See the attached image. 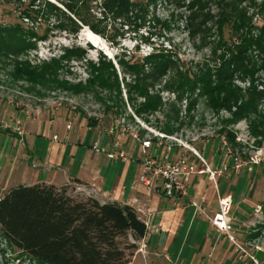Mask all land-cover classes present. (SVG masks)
<instances>
[{
  "label": "rangeland",
  "instance_id": "rangeland-1",
  "mask_svg": "<svg viewBox=\"0 0 264 264\" xmlns=\"http://www.w3.org/2000/svg\"><path fill=\"white\" fill-rule=\"evenodd\" d=\"M131 1L135 5L128 9V21L124 17L103 16L104 0L91 1V20L103 31L101 34L85 25L81 30L72 31L69 18L78 24L79 21L64 5L71 0H0V24L22 23L26 28H36L45 38L37 41L36 49L10 56L6 65L0 67V109L8 103L14 105L17 111L34 115L42 111L53 114L65 108L130 135L136 134L140 141L133 138L139 144L151 140L154 152L162 161L160 164H165L164 159L168 156L175 163L185 159L198 171L209 172L211 169L217 174L210 165L211 159L204 156L200 148L217 151L218 157H221V166L218 167L223 176L225 172L232 171L233 175L236 174L233 179L245 184L243 188L247 196L239 203L246 209L242 211L233 196L222 197L231 198L228 217L231 230L229 233L219 231L210 220L212 216L209 217L217 237L215 244L221 246L218 249L220 255L206 262L201 260L199 264H264V97L257 114L249 113L240 119L237 114L242 100L236 101V97L230 108L217 107L214 100L218 95L207 96L199 90L184 93L175 90L179 81L174 74L178 70L194 76L195 73L202 75L201 71L209 68L215 71L219 67L218 56L222 50L219 49L215 55L218 42L223 40L230 45L239 44L229 23H224V16L232 10L234 13L241 12L251 22V36H260L264 27V0H155L151 3L144 0L139 4L136 0ZM48 3L62 12L53 10ZM31 5L48 11L49 16L29 19L22 15V10ZM86 30L98 38V45L89 40ZM222 30L224 37L221 36ZM77 48L82 50V58L71 61L61 72V78L71 84L85 83L90 78L91 63L111 61L119 74L125 102V109L117 120L100 102V99L109 96L107 91L96 89L98 98L94 91L75 93L62 89L43 91L44 95L39 96L27 90L29 83L14 81L11 76L15 62L37 65L58 59L67 50ZM162 50L177 53V58L173 59L176 63L173 69H176L158 81H147L148 94L160 97L161 106L153 114L138 116L135 110L146 98L133 91L136 93L132 95L136 104L130 103L123 79L131 84L138 75L151 74L154 69L149 58ZM247 56L253 66V75L235 73L232 85L245 95L249 89L264 93V51L251 46ZM120 62H137L144 71L137 75L124 74ZM14 101L18 104H13ZM107 104L113 105L110 101ZM169 124L174 129L170 135L162 131ZM195 152L202 156L205 163ZM233 191L240 193L236 189ZM69 194L78 200L86 199L71 189ZM244 212L245 216L239 215ZM138 247L130 264H182L177 259L173 261L170 257L158 255L144 240L139 242ZM0 264L36 263L23 256L0 234Z\"/></svg>",
  "mask_w": 264,
  "mask_h": 264
},
{
  "label": "trees",
  "instance_id": "trees-1",
  "mask_svg": "<svg viewBox=\"0 0 264 264\" xmlns=\"http://www.w3.org/2000/svg\"><path fill=\"white\" fill-rule=\"evenodd\" d=\"M91 1L71 0L70 3L64 4L79 21L78 24L69 18L72 31L81 30L85 25L103 34L91 20ZM142 1L144 0H136V3ZM154 1L149 0L148 3ZM133 3H130V0H104L103 16L124 17L128 21V9L135 5ZM48 4L53 10L61 11L52 3ZM32 6L23 9L22 15L29 19L49 16L48 11ZM140 8L143 9L144 6L141 4ZM226 22L229 23L234 37L239 39V44L230 45L223 40L218 42L215 55L219 49L222 53L218 56L219 67L215 71L209 68L207 71H201L202 75L195 73V76L189 72H174L179 81L175 90L181 93L199 90L207 96L218 95L214 100L217 107L230 108V103L237 97L236 101L242 100L237 117L242 119L246 114H257L264 93L249 89L245 95L232 85V80L235 73L253 75V66L247 55L251 46H256L260 52L264 51V27L260 36H251V22L241 12L234 13L233 10L224 16V23ZM43 37L36 28H26L22 23L0 24V67L6 65L10 56L36 49L37 41L45 39ZM81 55L82 50L77 48L67 50L65 55L58 59L43 61L37 65L15 62L11 76L14 81L29 83L30 88L27 90L39 96L44 95L43 91L62 89L75 93L94 91L98 98L96 89L107 91L109 96L100 99V102L117 120L125 109V102L122 99L119 74L111 61L100 60L98 64L91 63L90 78L85 83L71 84L61 78V72L67 65L82 58ZM174 58H177L175 51L162 50L149 58L154 69L151 74L138 75L131 84H127L123 79L125 87L128 88L130 103L136 104V99L132 96L136 93L133 91L146 98L135 110L138 116L150 115L159 110L161 99L148 94L147 81H158L176 69H173L176 66ZM120 63L124 74L137 75L144 71L143 66L137 62ZM109 101L113 105L107 104ZM13 104L18 103L14 101ZM88 120L91 126L98 123L90 118ZM162 131L170 135L174 129L169 124ZM69 192V187L58 188L52 185L20 186L12 189L0 201L1 236L36 264H130L139 248V242L144 240L148 231L136 209L117 203L101 204L94 198L78 200Z\"/></svg>",
  "mask_w": 264,
  "mask_h": 264
},
{
  "label": "crops",
  "instance_id": "crops-1",
  "mask_svg": "<svg viewBox=\"0 0 264 264\" xmlns=\"http://www.w3.org/2000/svg\"><path fill=\"white\" fill-rule=\"evenodd\" d=\"M7 104L0 109V196L20 186L69 187L101 204L135 208L147 225L144 241L158 255L182 264H199L220 255L209 217L218 211L219 198L228 195L244 211L239 201L247 194L245 184L233 179L236 174L227 171L223 176L217 151L200 148L217 174H194L188 197L169 198L161 179L153 189L141 182L145 158L129 133L103 122L91 126L87 117L65 108L30 115ZM19 121L22 135L17 132ZM112 150L125 152L126 158L110 159Z\"/></svg>",
  "mask_w": 264,
  "mask_h": 264
},
{
  "label": "built area",
  "instance_id": "built-area-1",
  "mask_svg": "<svg viewBox=\"0 0 264 264\" xmlns=\"http://www.w3.org/2000/svg\"><path fill=\"white\" fill-rule=\"evenodd\" d=\"M29 114V113H27ZM21 121L17 122L18 129L17 132L22 135L23 130L20 128ZM70 129V126H68ZM136 140H139V137L136 134L132 135ZM54 140L57 141L58 137L54 136ZM141 152L144 156V174L141 176V182L145 184L149 189L155 187V182L158 179H161L163 182V189L165 195L169 198L179 197H188L190 194L189 183L194 174H202L205 171H198L194 166L188 165L185 159H181L179 162H173L169 157L165 158V164H160L162 161L159 159L157 152H154V148L151 140L141 141ZM120 147V145H116ZM95 149L98 152L107 153L104 148H99L95 146ZM195 155L205 163V160L202 156L195 152ZM108 157L110 159L115 158H126L125 152L112 150L108 152ZM163 160V161H164ZM210 172V170H209ZM215 173L211 172V177ZM3 197H0V201ZM231 198H220L219 199V209L218 211L210 218L213 226L221 232L229 233L231 226L229 224V212L231 210ZM195 207L198 208L196 203H192Z\"/></svg>",
  "mask_w": 264,
  "mask_h": 264
},
{
  "label": "bare ground",
  "instance_id": "bare-ground-1",
  "mask_svg": "<svg viewBox=\"0 0 264 264\" xmlns=\"http://www.w3.org/2000/svg\"><path fill=\"white\" fill-rule=\"evenodd\" d=\"M87 34H88V38L89 40H91L92 42H94L96 45L99 44V40L98 38H96L90 31L86 30Z\"/></svg>",
  "mask_w": 264,
  "mask_h": 264
}]
</instances>
